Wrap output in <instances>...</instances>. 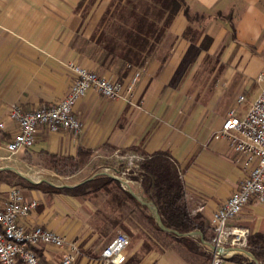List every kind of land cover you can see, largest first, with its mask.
I'll return each instance as SVG.
<instances>
[{"label":"crops","instance_id":"1","mask_svg":"<svg viewBox=\"0 0 264 264\" xmlns=\"http://www.w3.org/2000/svg\"><path fill=\"white\" fill-rule=\"evenodd\" d=\"M127 1L0 0V122L5 123V129L0 130V201L11 187H19L27 201L37 202L23 223L41 225L77 240L80 254L76 263L88 257L102 264L100 254L115 236L106 230L128 226L126 215L118 221L117 204L111 201L110 193L98 190L72 196L46 193L21 183L74 188L105 175L118 180L125 191L141 201L145 196L141 186L127 185L121 177L109 173L80 176H85L91 165H102L119 149L127 153L135 150L144 157L166 153L183 181L188 213L203 228L192 240L205 254L174 244L160 254L147 252L139 257L138 264H211L212 254L202 241L212 236V212L248 175L242 158L225 139L216 140L213 134L221 130L231 109L236 116H245L264 88V0H184L187 15H206L203 23L191 27L193 31L200 28L194 47L184 36L189 21L181 9L141 69L133 103L107 99L91 90L74 107L83 123L79 135L41 128L31 148L13 155L5 149L16 132L15 124L7 118L11 107L31 110L64 98L74 79L68 62L121 82L139 71L120 62L102 66L93 56L91 38L105 13ZM205 36L211 43L200 53L222 54L216 67H210L214 70L220 66L222 71L209 78L211 87L200 94L198 88L187 93L185 88H177L175 75L189 49H199ZM191 80L187 79L183 87L194 86ZM239 96L244 98L240 103ZM83 155L89 159L83 168L67 176L71 181L78 178L71 184L51 183L64 177L41 164L47 157L77 161ZM145 211L152 212L149 207ZM230 226L246 229L248 236L264 234V204L249 203ZM141 246L137 242L126 249V262ZM45 249L46 254L39 253L42 258L56 259L54 249ZM243 251L236 249L222 264H245L243 259H235L245 257ZM251 257L248 264H258Z\"/></svg>","mask_w":264,"mask_h":264},{"label":"built area","instance_id":"2","mask_svg":"<svg viewBox=\"0 0 264 264\" xmlns=\"http://www.w3.org/2000/svg\"><path fill=\"white\" fill-rule=\"evenodd\" d=\"M66 66L74 79L64 98L31 110L19 105H13L9 110L7 118L16 126V132L5 144L9 155L31 148L41 128L51 133L79 135L83 123L75 115L74 107L80 99L93 90L107 99L130 103L140 78V72L135 71L126 82H121L74 62H68ZM243 99L239 96L237 102ZM4 129L5 123L0 122V130ZM213 138L225 139L232 151L242 158L248 171L236 190L212 212V236L205 242L221 250L214 251L202 243L212 254L211 264H222L236 249L247 247L248 231L230 226V222L249 203L264 204V88L245 116L238 117L231 109ZM36 207L37 202L27 201L17 186L11 187L5 199L0 201V264H75L80 254L77 240L41 225L27 226L22 222ZM129 245V237L117 233L100 254L103 264H124ZM47 247L54 249L56 259L39 255L40 252L46 254Z\"/></svg>","mask_w":264,"mask_h":264},{"label":"trees","instance_id":"3","mask_svg":"<svg viewBox=\"0 0 264 264\" xmlns=\"http://www.w3.org/2000/svg\"><path fill=\"white\" fill-rule=\"evenodd\" d=\"M183 9L187 16L184 0H128L127 4L115 5L109 8L105 17L100 22L95 34L91 38L93 56L102 66H111L120 62L135 68H143L155 52L157 45L169 28L172 20ZM196 32H192L194 35ZM190 30L184 36L188 39ZM203 41H211L205 36ZM73 161L71 158H64ZM143 169L147 171L148 178L140 183L145 196L137 201L118 180L101 175L74 188H56L42 183L22 182L31 189L41 190L46 193H65L72 196H81L89 192L106 190L110 184L120 186L134 203L147 210L142 204L151 203L160 215L162 224L177 232H203V228L191 218L184 200V185L174 163L166 153H156L144 157ZM137 181L138 178L134 177ZM153 188L154 192L149 193ZM152 213V212H151ZM153 215V213H152ZM154 221V215L151 217ZM158 229L159 226L156 225ZM190 239V238H189ZM188 237H176L179 242H184L194 251L195 245L189 243ZM207 242L209 239H205ZM256 260L264 264V234L254 233L247 236V248ZM136 256L124 264H138Z\"/></svg>","mask_w":264,"mask_h":264},{"label":"rangeland","instance_id":"4","mask_svg":"<svg viewBox=\"0 0 264 264\" xmlns=\"http://www.w3.org/2000/svg\"><path fill=\"white\" fill-rule=\"evenodd\" d=\"M189 25L187 26L186 30L184 31V34L187 30H190L194 33V35L191 34V36L188 38V40L191 43V48L194 47V43L198 37V32H200V28H198L197 31H193L191 29L192 25L197 23H203L206 19V15H187L186 16ZM208 37V36H207ZM204 39V38H203ZM211 39V38H210ZM211 41H203L199 45V49L196 51H193V49H189V51L186 53L185 58L183 59L181 68L177 70L176 81L178 87L177 88H185L186 92H192L193 90L198 88V94H200L205 88L211 87L208 86L210 79L212 77H217L220 72L222 71L221 68L211 69L210 67L218 64V61L221 60V55H208V54H202L200 51L202 50H208V47L210 46ZM154 55V54H153ZM152 55V57H153ZM210 56V57H209ZM151 59V58H150ZM146 66V65H145ZM144 68V67H143ZM138 69L141 75V69ZM191 78L192 83H194V86H184L187 79ZM210 78V79H209ZM140 79V78H139ZM207 85V86H206ZM133 103V102H130ZM139 104V105H138ZM136 103L135 106H140V103ZM246 102L242 104L241 106H245ZM241 107V108H242ZM128 154V155H127ZM132 157H130V156ZM110 156V157H109ZM107 159H104L105 162H102L100 166H94L91 165V168L86 170L87 174L85 176H80L81 178H86L91 176L93 173H109L113 176L121 177L125 181H127V185H131L132 187L138 188V185L142 181H146L148 178L147 171L145 168L143 169L142 166V154L138 151H132V152H125L124 150H116L113 155H109ZM89 156L83 155V157L79 158L77 161H70L66 160L64 158H53V157H47L41 160V164L43 166H46L48 168L53 169V171L59 176L64 177L60 179H56L54 182H51L57 186L71 184L73 181L77 182L78 178L73 179L72 181L70 179H67V176L74 174L81 168H83V162L87 161ZM134 177H137L138 180L136 181ZM108 193H110V198L113 203L117 204V212H118V221L122 217H127L128 219V226H118L117 229H114L112 231L106 230L107 232H110L111 234L116 235L117 233H124L126 234L130 239V245L129 248L133 247L137 242H141L142 246L139 249V252L136 253V257H143V255L147 254V252H154V253H162L164 250L168 249L169 247H172L174 244H180L181 246L187 248L190 252H193L195 254L203 255L205 254V251L202 247L198 246L197 243L192 240L195 239L192 236H189L187 240L189 243H192L195 245V250H190L187 245L184 242H179L176 240L175 235L165 232L161 229H158L156 225L158 226L155 218L154 221L151 220L150 216L152 217L151 212H146L145 210H142L140 206L136 205L134 201L129 198V196L124 192V190L116 185V184H110L108 187ZM154 192L153 188L150 189L149 193L152 194ZM150 209V208H149ZM151 210V209H150ZM152 211V210H151ZM146 213L149 214L147 217ZM185 238V237H183ZM247 248V247H246ZM245 257L235 258L236 260H244L245 264H248L250 259L253 256L251 254H244ZM254 257V256H253ZM140 260V258H139ZM256 260V259H255ZM258 264H263L256 260ZM75 264H99L94 263V261H90V258H86L85 260L75 263ZM101 264V263H100ZM103 264V263H102Z\"/></svg>","mask_w":264,"mask_h":264},{"label":"water","instance_id":"5","mask_svg":"<svg viewBox=\"0 0 264 264\" xmlns=\"http://www.w3.org/2000/svg\"><path fill=\"white\" fill-rule=\"evenodd\" d=\"M51 185V184H50ZM144 205H146L147 207H149L152 212H153V215H154V218L159 226V228L165 232H168V233H171L177 237H189V236H196V235H200V232L196 231V232H190V233H179L177 232L176 230H173V229H169V228H166L162 222H161V218H160V215L158 214L157 212V209L151 204V203H145V202H142ZM202 243H206L204 240L202 241ZM212 250L216 251V250H221V249H216L215 247L211 246L210 244L206 243ZM245 253H247L248 255H251L249 252H246V251H243Z\"/></svg>","mask_w":264,"mask_h":264}]
</instances>
